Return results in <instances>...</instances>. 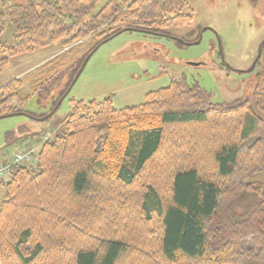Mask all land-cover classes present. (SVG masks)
<instances>
[{
    "label": "trees",
    "instance_id": "16d2710c",
    "mask_svg": "<svg viewBox=\"0 0 264 264\" xmlns=\"http://www.w3.org/2000/svg\"><path fill=\"white\" fill-rule=\"evenodd\" d=\"M100 1L0 0V18L16 29L14 44L0 45V73L11 57L76 30L67 52L90 48L68 90L118 33L166 34L193 21L190 0H107L96 10ZM64 64L58 55L1 86L0 118L24 114ZM253 98L213 104L182 78L139 106L72 101L62 133L29 145H39L36 165L0 180V264H264V183L248 181L264 172V122L251 113L264 115V65Z\"/></svg>",
    "mask_w": 264,
    "mask_h": 264
},
{
    "label": "rangeland",
    "instance_id": "374dc122",
    "mask_svg": "<svg viewBox=\"0 0 264 264\" xmlns=\"http://www.w3.org/2000/svg\"><path fill=\"white\" fill-rule=\"evenodd\" d=\"M106 1L101 0L96 10ZM186 12L192 14V23L169 28L166 34L134 30L118 33L93 53L68 90L67 83L73 80L90 48V42L85 41L83 47L67 52L62 42L76 30L50 46L11 57L9 66L0 73V87L29 72L35 73L58 55L65 58L64 74L46 89L31 93L24 114L0 118V164L27 151L33 155L31 164L36 165L39 145L26 144L62 133L61 122L74 100L100 101L111 96L113 106L124 109L143 104L148 93L185 78L208 92L213 104L243 100L256 103L254 89L264 65V56L259 55L264 42V0H190ZM15 36L16 29L5 14L3 21L0 18V45H13ZM251 113L264 122L258 108ZM249 116L246 125L252 118ZM248 181L264 183V172L254 174ZM2 200L0 191V203Z\"/></svg>",
    "mask_w": 264,
    "mask_h": 264
},
{
    "label": "built area",
    "instance_id": "2783aa9c",
    "mask_svg": "<svg viewBox=\"0 0 264 264\" xmlns=\"http://www.w3.org/2000/svg\"><path fill=\"white\" fill-rule=\"evenodd\" d=\"M33 155L31 152H18L12 159L0 164V179H6L10 176L13 168L22 163H32Z\"/></svg>",
    "mask_w": 264,
    "mask_h": 264
},
{
    "label": "water",
    "instance_id": "95a60500",
    "mask_svg": "<svg viewBox=\"0 0 264 264\" xmlns=\"http://www.w3.org/2000/svg\"><path fill=\"white\" fill-rule=\"evenodd\" d=\"M263 44H264V42L262 43V45H263ZM91 55H92V54H90L89 56H87V58L85 59L84 64H83L81 70L78 72V76H79V74L82 72L83 68L85 67V65H86V63H87V61L89 60V58H90ZM259 55H261V49H260V51H259ZM76 79H77V77H76ZM76 79H74L72 85L76 82Z\"/></svg>",
    "mask_w": 264,
    "mask_h": 264
},
{
    "label": "crops",
    "instance_id": "0c3cea01",
    "mask_svg": "<svg viewBox=\"0 0 264 264\" xmlns=\"http://www.w3.org/2000/svg\"><path fill=\"white\" fill-rule=\"evenodd\" d=\"M35 143H37V141L35 140V142L33 143V144H35ZM31 143H27L26 145H30ZM29 147V146H28ZM27 146H26V149L28 148ZM34 148V147H33ZM8 158H6V159H3V162L4 161H6Z\"/></svg>",
    "mask_w": 264,
    "mask_h": 264
}]
</instances>
